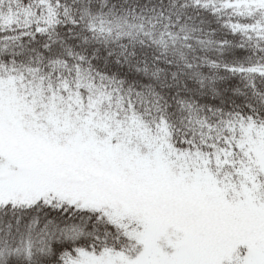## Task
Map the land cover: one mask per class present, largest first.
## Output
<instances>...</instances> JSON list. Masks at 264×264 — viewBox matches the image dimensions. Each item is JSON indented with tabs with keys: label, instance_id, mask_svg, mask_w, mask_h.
<instances>
[{
	"label": "snow or ice",
	"instance_id": "6c2138e0",
	"mask_svg": "<svg viewBox=\"0 0 264 264\" xmlns=\"http://www.w3.org/2000/svg\"><path fill=\"white\" fill-rule=\"evenodd\" d=\"M0 264H264V0H0Z\"/></svg>",
	"mask_w": 264,
	"mask_h": 264
}]
</instances>
